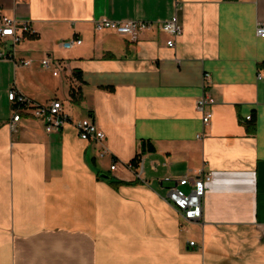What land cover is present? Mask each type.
<instances>
[{
  "label": "crops",
  "instance_id": "obj_1",
  "mask_svg": "<svg viewBox=\"0 0 264 264\" xmlns=\"http://www.w3.org/2000/svg\"><path fill=\"white\" fill-rule=\"evenodd\" d=\"M4 17L33 33L0 60V264H264V0H0ZM172 18L182 34L169 48L156 25ZM98 19L153 27L132 42L96 32ZM11 91L60 101L104 143L80 140L72 124L46 133L30 109L11 131ZM204 93L215 102L207 126ZM142 141L154 150L140 154ZM201 171L211 174L202 219L184 221L163 179Z\"/></svg>",
  "mask_w": 264,
  "mask_h": 264
},
{
  "label": "built area",
  "instance_id": "obj_2",
  "mask_svg": "<svg viewBox=\"0 0 264 264\" xmlns=\"http://www.w3.org/2000/svg\"><path fill=\"white\" fill-rule=\"evenodd\" d=\"M96 32L110 31L119 36L127 37L130 41L135 42L138 40L139 35L143 31H149L152 29V23L139 22V21H111L108 19H98L93 24ZM157 29L164 34L170 36L167 40V47L171 48L175 44V39L181 36L182 28L177 22L176 18H172L169 21L159 23L156 25ZM33 33L29 22L19 21L14 18L4 17L0 25V43L10 40L12 43V49L9 53L0 52V60L11 59V55L14 51L15 45L21 42L27 35ZM255 35L257 38L264 39V22H259L255 28ZM81 45L79 39L63 43L62 47L66 50H70L75 46ZM22 66H29V61H20ZM41 67L44 69L50 68L49 59H43L41 61ZM56 76L57 72H53ZM208 75H205L207 78ZM261 78L260 75L257 77ZM8 100L15 105V111L12 117V121L9 124L11 131H16L17 123L20 121V109H30L32 118L40 121L44 127L46 133L58 134L62 129L72 124L78 134V137L82 141H91L99 145H102L105 140L104 133L97 128V126L90 120H81L75 123L69 119L68 115L63 111V105L60 101H53L48 105L42 106L32 102L15 91H11L8 94ZM215 104L214 99L208 96L206 93L197 102V110L202 113L201 121L204 126L210 123L212 112L210 108ZM251 117H247L246 120H250ZM109 151L106 147H102L99 153V157L103 158L108 155ZM119 166L115 158H112L110 166L111 171H115ZM128 168L131 166L128 165ZM211 174L201 171L195 175L184 176L180 179H171L166 177L163 182L168 184L165 201L176 211V213L184 221L192 222L199 221L203 215V204L205 197L206 184L210 181ZM188 187V191H184L183 188ZM191 246L194 243H190Z\"/></svg>",
  "mask_w": 264,
  "mask_h": 264
},
{
  "label": "trees",
  "instance_id": "obj_3",
  "mask_svg": "<svg viewBox=\"0 0 264 264\" xmlns=\"http://www.w3.org/2000/svg\"><path fill=\"white\" fill-rule=\"evenodd\" d=\"M70 99L74 103L79 101V90L76 88V86H73L71 88ZM246 128H247V131L249 133H254V131H255V120H254V118H252L251 121L247 123ZM153 150H154V147H153L151 142L142 141V143L140 145V154H144L146 152H152ZM139 155H137L136 158L131 161V165L134 168H137ZM99 179H101V178L99 177ZM108 182L112 186H117V185H122V184L123 185L130 184V183L118 182V181H115V180H112V179H109Z\"/></svg>",
  "mask_w": 264,
  "mask_h": 264
},
{
  "label": "water",
  "instance_id": "obj_4",
  "mask_svg": "<svg viewBox=\"0 0 264 264\" xmlns=\"http://www.w3.org/2000/svg\"><path fill=\"white\" fill-rule=\"evenodd\" d=\"M101 178H102V179H107V177H106V176H104V175H101Z\"/></svg>",
  "mask_w": 264,
  "mask_h": 264
},
{
  "label": "rangeland",
  "instance_id": "obj_5",
  "mask_svg": "<svg viewBox=\"0 0 264 264\" xmlns=\"http://www.w3.org/2000/svg\"><path fill=\"white\" fill-rule=\"evenodd\" d=\"M67 107H70V108H72V107H73V108H75V106H69V105H68Z\"/></svg>",
  "mask_w": 264,
  "mask_h": 264
}]
</instances>
